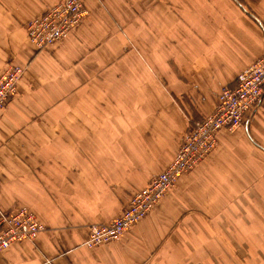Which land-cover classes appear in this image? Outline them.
Here are the masks:
<instances>
[{
	"label": "crops",
	"instance_id": "obj_1",
	"mask_svg": "<svg viewBox=\"0 0 264 264\" xmlns=\"http://www.w3.org/2000/svg\"><path fill=\"white\" fill-rule=\"evenodd\" d=\"M60 1L0 0V74L24 70L0 111V215L43 227L0 264H264L263 101L139 223L84 246L264 56V0H83L80 25L37 50L25 25Z\"/></svg>",
	"mask_w": 264,
	"mask_h": 264
},
{
	"label": "built area",
	"instance_id": "obj_2",
	"mask_svg": "<svg viewBox=\"0 0 264 264\" xmlns=\"http://www.w3.org/2000/svg\"><path fill=\"white\" fill-rule=\"evenodd\" d=\"M86 15L83 0H61L27 22L26 35L37 50H42L62 41ZM23 73L21 67L7 64L0 74V111L16 94L17 83ZM263 98L264 57H260L238 74L234 86L220 91L214 111L184 133L168 166L135 193L113 221L89 228L84 246L91 249L114 242L139 223L180 176L193 170L207 157L216 144V134L223 129L233 131L241 127L246 117L264 102ZM42 229L28 211L1 214L0 252L13 243L34 240Z\"/></svg>",
	"mask_w": 264,
	"mask_h": 264
},
{
	"label": "rangeland",
	"instance_id": "obj_3",
	"mask_svg": "<svg viewBox=\"0 0 264 264\" xmlns=\"http://www.w3.org/2000/svg\"><path fill=\"white\" fill-rule=\"evenodd\" d=\"M87 16V15H86ZM25 27H26V25H25ZM24 30H25V28H24ZM25 33H26V31H25ZM27 36V35H26ZM27 39H28V37H27ZM28 41H29V39H28ZM30 42V41H29ZM261 57H264V56H261ZM263 104H264V102H263ZM211 114V113H210ZM149 182V181H148ZM21 210H24V209H21ZM21 210H19V211H21ZM18 211V212H19ZM26 211V210H25ZM41 225V224H40ZM99 225H102V224H99ZM92 226H98V224H96V225H91L89 228H91ZM24 241H27V240H24Z\"/></svg>",
	"mask_w": 264,
	"mask_h": 264
}]
</instances>
